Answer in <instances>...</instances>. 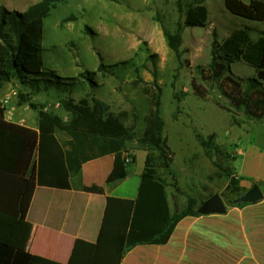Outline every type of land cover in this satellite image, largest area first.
<instances>
[{
	"label": "trees",
	"instance_id": "obj_1",
	"mask_svg": "<svg viewBox=\"0 0 264 264\" xmlns=\"http://www.w3.org/2000/svg\"><path fill=\"white\" fill-rule=\"evenodd\" d=\"M68 0H39L20 12L0 7V90L17 79L31 92H18L19 104H27L38 110L37 128L6 119V107L0 103V264H121L125 254L141 244L167 243L179 223L189 215H199L197 206L205 201L190 197L184 207L172 213L168 183L162 170L171 168V149L165 136V119L162 114V86L158 83L157 54L150 57L153 62L154 81L145 83L149 109L144 117L145 126L139 135V114L122 110L111 112L110 105L92 96L62 100L67 119L54 112L39 109L33 101L38 90L49 89L44 70L45 22L59 4ZM119 1V0H113ZM185 20H179L172 30L162 22L170 49L182 61L181 46L186 27H205L209 20V9L201 0H192L183 10ZM227 9L248 21L264 22V0H225ZM249 26L234 29L220 45H215L207 66H198L203 81L216 87L219 93L248 117L264 116V32L258 38L251 35ZM236 61H245L256 70L257 77L240 78L231 71ZM125 62L106 65L100 70L115 73L116 69L129 64ZM126 67V66H125ZM139 85V69L137 70ZM54 76V71H50ZM57 77V76H55ZM62 79V77H57ZM67 91L73 83H64ZM131 122V123H129ZM238 124H241L237 120ZM68 138L61 139L57 131ZM196 137L207 156L232 157L217 142L215 134ZM137 141L148 150L145 168L136 199L108 196L105 213L97 241H76L67 263L19 249L18 243L24 222L29 212L35 189L38 185L71 188L72 178L80 173L85 162L115 154V164L107 178L111 184L127 177L136 157L130 153L127 143ZM127 157L131 158L127 162ZM231 185L239 194L248 189L241 186V178L231 168H223ZM259 185L264 191V181ZM83 190L104 194L103 186H83ZM243 204V203H239ZM235 205L229 201V206Z\"/></svg>",
	"mask_w": 264,
	"mask_h": 264
},
{
	"label": "rangeland",
	"instance_id": "obj_2",
	"mask_svg": "<svg viewBox=\"0 0 264 264\" xmlns=\"http://www.w3.org/2000/svg\"><path fill=\"white\" fill-rule=\"evenodd\" d=\"M38 1L0 0V7L23 12ZM190 1L182 0L183 10ZM201 1L209 9L208 24L184 29L182 61L169 48L162 25L164 22L174 30L179 20H185L178 0H68L59 4L46 19L43 39L45 77L53 81L48 82V90L43 88L33 95L39 109L65 119L62 100L67 96L77 100L95 96L108 103L111 112L116 114L135 108L140 116L137 121L140 135L149 109L143 86L144 82L154 81L150 56L157 54V81L163 89L164 132L171 149L170 170L173 171L166 169L161 173L168 183L171 203L179 209L190 197L200 202L219 192L229 206V201L243 194L235 190L219 167L220 164L231 168L238 175L235 166L240 162L227 156H207L196 132L204 136L215 134L217 142L230 155H237L238 136L243 137L245 144L251 142L264 147V116L248 117L233 107L216 87L202 80L197 69L209 64L214 46L220 45L234 29L249 26L251 35L258 38L264 32V22L248 21L232 14L225 0ZM127 60L130 63L119 66L115 73L99 68L101 62L111 65ZM136 69L142 80L139 85H135ZM231 71L240 78L257 77L256 70L245 61L234 62ZM64 83H73L70 92ZM20 90L32 91L17 79L7 83L0 90V103L6 111H12L11 121L36 128L39 112L27 104H19ZM57 135L67 138L61 130ZM139 158L141 162L142 156ZM138 179V176L131 177L130 182Z\"/></svg>",
	"mask_w": 264,
	"mask_h": 264
},
{
	"label": "crops",
	"instance_id": "obj_3",
	"mask_svg": "<svg viewBox=\"0 0 264 264\" xmlns=\"http://www.w3.org/2000/svg\"><path fill=\"white\" fill-rule=\"evenodd\" d=\"M127 148L136 157L137 167H131V176L124 179L107 183L115 164V154H108L85 162L69 189L38 185L19 249L67 263L77 240L97 241L107 197L136 199L139 193L148 150L137 141L128 142ZM235 150L241 186L249 189L263 182L264 147L245 144L238 136ZM134 176L139 179L130 182ZM93 184L103 186L105 193L82 189ZM170 207L172 213L179 209L171 199ZM121 264H264V196L256 202L227 205L225 213L186 216L167 243L137 245L125 254Z\"/></svg>",
	"mask_w": 264,
	"mask_h": 264
},
{
	"label": "water",
	"instance_id": "obj_4",
	"mask_svg": "<svg viewBox=\"0 0 264 264\" xmlns=\"http://www.w3.org/2000/svg\"><path fill=\"white\" fill-rule=\"evenodd\" d=\"M127 176H131V172ZM264 191L262 187L256 183L242 195L233 200L235 204L256 202L263 198ZM200 214L225 213L227 211V203L223 199L221 193L216 192L203 201L197 208Z\"/></svg>",
	"mask_w": 264,
	"mask_h": 264
},
{
	"label": "built area",
	"instance_id": "obj_5",
	"mask_svg": "<svg viewBox=\"0 0 264 264\" xmlns=\"http://www.w3.org/2000/svg\"><path fill=\"white\" fill-rule=\"evenodd\" d=\"M11 117H12V111H6V119L7 120H11ZM127 162H130L131 161V158L130 157H127Z\"/></svg>",
	"mask_w": 264,
	"mask_h": 264
}]
</instances>
